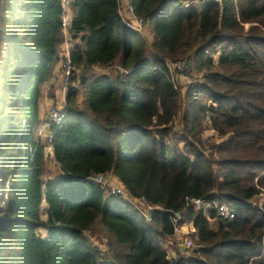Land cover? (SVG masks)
<instances>
[{
	"label": "trees",
	"instance_id": "1",
	"mask_svg": "<svg viewBox=\"0 0 264 264\" xmlns=\"http://www.w3.org/2000/svg\"><path fill=\"white\" fill-rule=\"evenodd\" d=\"M130 1L151 24L149 46L123 24L118 0H67L77 39L69 81L81 92L70 87L51 128L60 173L44 178L35 132L41 85L63 39V4L0 0V53L4 41V65H19L0 106L19 107L25 143L13 159L17 177L6 185L1 172L0 264H264V203H251L264 190V0ZM110 63L126 72L91 71ZM192 71L195 80L177 84ZM206 128L215 140L203 136ZM0 135L1 155L19 132ZM105 172L161 209L146 219L86 178ZM198 197L231 203L234 217L187 202ZM175 211L194 228L186 259L167 251ZM87 232L106 239L103 252Z\"/></svg>",
	"mask_w": 264,
	"mask_h": 264
},
{
	"label": "built area",
	"instance_id": "2",
	"mask_svg": "<svg viewBox=\"0 0 264 264\" xmlns=\"http://www.w3.org/2000/svg\"><path fill=\"white\" fill-rule=\"evenodd\" d=\"M207 0H187L184 5H189L196 2H205ZM220 2L221 0H213ZM63 13L61 17V31L62 41L57 47V61L54 66L53 74L46 79L41 85V96L39 100V124L37 126L35 136L40 140L43 145V157L47 162H55L53 149L51 145L52 132L51 128L58 125L63 117L66 96L70 87H74L77 92H81V86L78 81H69L72 75L73 66L71 63L70 49L76 42V38L72 37L70 30V17L71 13L67 7V0H62ZM118 13L121 17L123 24L136 32L142 33L144 31V21L141 17L137 16L133 10L130 0L126 3L120 4L118 0ZM169 68L180 67L185 64V61L166 62ZM92 72L107 73L114 72L118 76H122L126 71L122 69L117 63H110L106 66L99 64L92 65ZM185 76L183 75V78ZM98 183L107 195L118 196L129 202L136 211L144 218L149 219L156 209H161L158 205L148 203L142 197H134L131 195L116 178L109 173H97L86 177ZM44 198H42V202ZM187 202L204 210L210 207L215 208L216 215L221 219L227 220L234 217L233 206L228 202L211 203L203 198H189ZM255 205V204H252ZM43 208V206L41 207ZM170 221L173 226V237L182 239L178 244L180 252L177 256H171L172 259L181 257L186 259L189 257L187 249L194 245L193 233L194 228L186 219L183 211H175L169 215ZM105 249V248H104ZM103 252L104 250H100ZM168 252H171L167 250Z\"/></svg>",
	"mask_w": 264,
	"mask_h": 264
},
{
	"label": "rangeland",
	"instance_id": "3",
	"mask_svg": "<svg viewBox=\"0 0 264 264\" xmlns=\"http://www.w3.org/2000/svg\"><path fill=\"white\" fill-rule=\"evenodd\" d=\"M123 3V2H122ZM247 26V25H246ZM143 39L146 41V45L149 46L151 40L153 39L154 33L151 28V24L148 22L144 25V31L141 33ZM6 43L3 41L1 44V53H0V60L2 61V65L0 67V96L6 94V83L11 82L13 80V77L15 76V73L17 70H19V65H17L15 62H10L7 66L4 64L7 61V52H6ZM198 76V74L195 71H192L190 73V76H187L186 79H180L177 78V84H180L181 87L185 86L188 82L192 81V79L195 80V78ZM81 94V93H80ZM79 94V96H80ZM22 114L20 112L19 107L13 105L9 106L6 105L5 108H2L0 106V133L1 132H8L10 131V128L13 127L16 130H18L19 135L16 141L13 142L11 146H8L5 148L3 153L0 155V183H2V173L5 172L6 176H8L7 182L10 179H14L17 177V172L13 171V159H15L16 156L19 155V153L23 152L25 149V143L19 138L21 136V133L23 132V122H22ZM207 123V122H206ZM174 128L176 130H179V116L177 115L174 119ZM1 136V135H0ZM203 136L212 137L211 140H215V134L213 131L209 128H206L203 131ZM3 159L5 160V165L2 164ZM60 173V169L58 165L55 162H47L44 170L43 177H52L56 174ZM252 204L262 206V203H264V190L251 201ZM211 223H213L212 220H210ZM89 234V240L93 243L94 246L99 248L100 250L106 249V239L98 234L90 232H87ZM193 236V235H192ZM182 239L179 240L178 237H171L166 239L167 244V250L171 251L169 254L171 256H177L180 254L178 251L179 246L178 244L181 243ZM195 246V243L191 248H188L187 254L190 255L193 248Z\"/></svg>",
	"mask_w": 264,
	"mask_h": 264
},
{
	"label": "crops",
	"instance_id": "4",
	"mask_svg": "<svg viewBox=\"0 0 264 264\" xmlns=\"http://www.w3.org/2000/svg\"><path fill=\"white\" fill-rule=\"evenodd\" d=\"M119 2H120V4H124V3H126V0H119Z\"/></svg>",
	"mask_w": 264,
	"mask_h": 264
}]
</instances>
